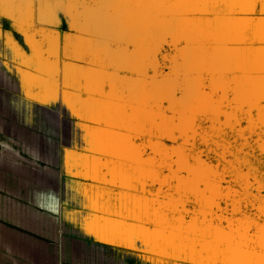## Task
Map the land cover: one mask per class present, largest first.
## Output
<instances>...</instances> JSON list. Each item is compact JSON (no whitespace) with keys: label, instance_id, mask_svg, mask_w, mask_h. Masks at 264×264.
I'll list each match as a JSON object with an SVG mask.
<instances>
[{"label":"crops","instance_id":"obj_1","mask_svg":"<svg viewBox=\"0 0 264 264\" xmlns=\"http://www.w3.org/2000/svg\"><path fill=\"white\" fill-rule=\"evenodd\" d=\"M0 264H264V0H0Z\"/></svg>","mask_w":264,"mask_h":264}]
</instances>
